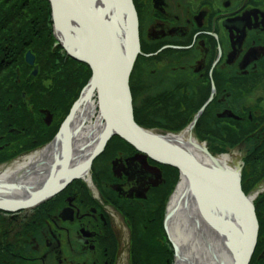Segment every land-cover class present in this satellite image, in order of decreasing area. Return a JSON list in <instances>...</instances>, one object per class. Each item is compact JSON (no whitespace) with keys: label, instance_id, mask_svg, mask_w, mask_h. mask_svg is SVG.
<instances>
[{"label":"flooded vegetation","instance_id":"1","mask_svg":"<svg viewBox=\"0 0 264 264\" xmlns=\"http://www.w3.org/2000/svg\"><path fill=\"white\" fill-rule=\"evenodd\" d=\"M134 4L142 52L136 67L137 124L157 134H180L202 112L192 134L209 152L226 149L247 161L254 150L264 156V0ZM25 50L22 46L15 58L9 51L0 65V170L40 151L61 127L60 105L58 118L45 107L55 89L46 85L40 68L34 77ZM61 98L57 92L56 101ZM129 151L119 150L97 193L76 184L39 209L0 212V264H119L133 234L127 212L162 189L167 178ZM258 186L257 210L264 220V179ZM65 210L68 221L62 220ZM255 257L264 264V242Z\"/></svg>","mask_w":264,"mask_h":264},{"label":"water","instance_id":"2","mask_svg":"<svg viewBox=\"0 0 264 264\" xmlns=\"http://www.w3.org/2000/svg\"><path fill=\"white\" fill-rule=\"evenodd\" d=\"M49 2L53 11L55 28L61 32L63 37V40L58 39V41L62 43L63 49L71 59L88 65L92 72L89 87L92 89V96L97 94L100 118L106 128L99 146L80 167V170H90L93 162L104 152L109 141L115 136L120 137L144 158L178 170L180 179H184L195 193L194 201L205 225L230 251L232 264H251L258 245L260 225L254 199L246 196L243 191L242 163L239 161L238 168L230 170L196 162L180 147L176 148L161 140L160 136L144 131L135 122L130 78L141 54V48L139 21L133 0H121V7L110 9V11L107 9L103 16L89 7L88 18L91 19V27L81 22L72 5L68 6L67 12L62 15L58 0H49ZM121 15H124L128 22L126 42L122 34L110 22L111 18ZM78 25L79 30L77 31L75 29ZM84 32L87 33V43L81 46L88 48L89 56L82 47L77 46L73 49L69 46L72 43V35L78 36L80 41ZM26 61L31 66L35 65V58L31 53H28ZM37 73L38 71L35 70L34 77ZM117 79L118 82H115ZM83 100L81 97L75 104L58 137L66 134ZM198 118L188 129L189 132L194 129ZM199 145L208 158L216 159L208 152L205 144L199 143ZM78 179L80 178L72 177L61 185L54 186L53 189L41 191L28 202L7 203L0 199V211L18 213L33 209ZM14 190L10 184L0 182L1 194L13 195ZM206 202L210 204L208 208L204 205ZM69 212L66 210L63 213L64 221L71 218ZM172 218L173 215L168 208L164 227L175 252V264H196L194 258L190 259V255L182 253V247L172 242L170 237ZM232 224H235L237 229H234ZM197 237L199 238V235Z\"/></svg>","mask_w":264,"mask_h":264},{"label":"bare ground","instance_id":"3","mask_svg":"<svg viewBox=\"0 0 264 264\" xmlns=\"http://www.w3.org/2000/svg\"><path fill=\"white\" fill-rule=\"evenodd\" d=\"M81 2L82 0H58L60 13L63 15L67 12L68 6L72 5L81 22L91 27V19L88 18L89 8L77 7ZM101 7L102 5L97 3V8ZM107 9L105 6L104 10ZM110 22L122 34L126 42L128 22L125 16L113 17ZM56 34L59 39L63 40L58 29ZM71 37L72 43L69 46L73 49L77 46L81 48V44L86 45L87 43L86 32L83 33L80 41L78 36L72 35ZM82 49L86 50L85 53L89 56L88 48L82 47ZM115 82H118V79ZM91 91V87L85 90L84 100L75 112L66 134L58 137L55 144L15 163L8 164L0 170V182L10 184L15 189L13 195L0 193V199L7 203L27 202L41 191L53 189L54 186L57 187L72 177H78L87 183L90 181V172L81 171L80 167L96 150L106 131L97 115ZM160 137L164 142L183 149L182 151L196 162L230 170L237 169L239 166V161H233L232 156H222L215 160L208 158L199 143L189 133ZM194 197L195 193L192 188L183 179L169 206V211L173 215L170 222L172 242L182 247V253L190 255V259L194 258L196 264H222L223 262L232 264L230 251L205 225ZM204 205L206 208L210 206L209 202ZM232 227L237 229L235 224H232Z\"/></svg>","mask_w":264,"mask_h":264},{"label":"trees","instance_id":"4","mask_svg":"<svg viewBox=\"0 0 264 264\" xmlns=\"http://www.w3.org/2000/svg\"><path fill=\"white\" fill-rule=\"evenodd\" d=\"M22 46L26 49L24 54L29 50L36 56L42 77L47 80L46 84L55 89L52 102H46L45 107L58 118L56 108L60 105L62 116L59 121L62 122L90 80L91 72L88 67L67 59L61 53V48H56L52 9L48 0H0V65L9 51L12 55L15 54V58ZM22 61L24 62L23 59ZM57 92H61V103L55 99ZM56 133L57 130L42 145L49 143ZM225 151L223 149L219 153ZM253 152L255 155L249 157L248 161L245 160L246 168L243 173V189L247 194L264 179V156L255 150ZM162 170L167 175L162 189L155 190L145 204L129 210L128 218L133 227L132 264L174 263V252L166 239L163 222L166 203L174 192L180 175L173 168L166 167ZM259 219L261 244L264 242V220L260 214ZM252 264L263 263L255 257Z\"/></svg>","mask_w":264,"mask_h":264},{"label":"rangeland","instance_id":"5","mask_svg":"<svg viewBox=\"0 0 264 264\" xmlns=\"http://www.w3.org/2000/svg\"><path fill=\"white\" fill-rule=\"evenodd\" d=\"M132 88H133V97L135 98V95H136V69H135L134 74H133ZM134 105H135V102H134ZM153 132H155V131H153ZM162 135L166 136L164 134H162ZM194 138L199 143H202V141H200L196 136H194ZM45 148L46 147L39 148V150H42V149H45ZM119 150L123 151L124 155H129L130 154L128 151L122 150L117 144L113 143L108 148V150L105 152V154L101 158H99L97 160V162L95 163V165L93 167V170H92V173H91L92 174V179L94 180L93 183H94L95 187H96L97 180L100 179V177H101V180H100L101 183L103 181H107V177L105 175V168L107 167L109 169L110 173L112 172V170H113L112 169V161L115 160V158L119 157V154H118ZM228 155L232 156L233 161L236 160L235 156H240V154H238L237 152H235L234 154L233 153H229ZM218 157H220V155ZM241 159H242L241 162L243 163L244 159L243 158H241ZM179 183H178V185H179ZM178 185L176 186L173 195L175 194ZM95 187L93 189H95ZM260 188H261L260 186L254 188V190L251 192L250 196H253L254 193L256 191H258ZM170 198H171V196L169 197V200L166 203V208H168V204L170 202ZM262 206H264V202L262 203ZM127 242H128V249L126 251H123L122 258H121V261L119 262V264H132V262H131V238H129Z\"/></svg>","mask_w":264,"mask_h":264},{"label":"snow or ice","instance_id":"6","mask_svg":"<svg viewBox=\"0 0 264 264\" xmlns=\"http://www.w3.org/2000/svg\"><path fill=\"white\" fill-rule=\"evenodd\" d=\"M97 3H99L100 5H102L101 8L97 9ZM107 7L108 9H117L119 7H121V0H82V2L77 5V7H82V8H91L94 12H96L97 14L103 16L105 15V10L104 7ZM75 30H79V25L77 26V29Z\"/></svg>","mask_w":264,"mask_h":264}]
</instances>
